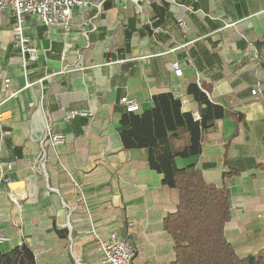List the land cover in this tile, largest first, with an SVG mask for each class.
Instances as JSON below:
<instances>
[{"label":"crops","instance_id":"0c3cea01","mask_svg":"<svg viewBox=\"0 0 264 264\" xmlns=\"http://www.w3.org/2000/svg\"><path fill=\"white\" fill-rule=\"evenodd\" d=\"M181 3L143 10L107 3L84 27L79 10L69 35L28 16L25 34L40 55L28 77L12 13L0 15V78L13 88L11 95L0 85L2 252L25 244L37 264H102L88 235L94 229L104 238L128 235L134 264H173L163 222L177 212L180 194L150 168L146 149L123 148L122 99L142 113L170 94L201 120L209 108L189 95L196 84L227 115L203 133L202 154L178 165L195 164L208 184L228 186L225 238L241 259L264 256V0ZM70 111L92 116L68 120ZM47 126L66 134L64 145L42 144ZM224 173L233 175L224 181Z\"/></svg>","mask_w":264,"mask_h":264},{"label":"trees","instance_id":"16d2710c","mask_svg":"<svg viewBox=\"0 0 264 264\" xmlns=\"http://www.w3.org/2000/svg\"><path fill=\"white\" fill-rule=\"evenodd\" d=\"M188 92L209 108L201 120L183 112L182 101L170 94L154 98L152 110L126 112L122 118V125L128 127L121 133L123 148L146 149L150 168L162 174L164 184L180 194L177 212L163 222L175 244L173 264H264L263 254L241 259L225 238L226 223L232 215L228 186L208 184L195 164L185 168L178 165V159L202 154L203 133L227 115L196 84H191ZM232 175L224 173V181ZM60 235L66 237L62 232ZM0 264L37 263L32 249L23 244L11 251L0 250Z\"/></svg>","mask_w":264,"mask_h":264},{"label":"built area","instance_id":"2783aa9c","mask_svg":"<svg viewBox=\"0 0 264 264\" xmlns=\"http://www.w3.org/2000/svg\"><path fill=\"white\" fill-rule=\"evenodd\" d=\"M157 1H166L174 6H182L181 2L184 0H0V15L8 12L12 13L14 46L19 50L20 56H22V69L25 76L28 77L30 65L36 64L40 58L38 49L25 34L26 18L28 16L50 29L61 27L65 34L69 35L76 24V12L79 10L83 12L80 23L84 27L87 22H92V19L89 18L92 12H95V15H100L107 3L120 5L124 8L132 5L138 10H143ZM179 24L185 26L182 20L179 21ZM248 47L251 48V45L249 44ZM173 67L177 75L182 74L178 63H174ZM0 85L13 95L11 79L0 78ZM258 94H260V91L256 88L252 95ZM122 103L128 113L141 112V107L135 100L126 97L122 99ZM79 116L91 118L92 114L85 111H70L66 114L68 120L76 119ZM4 119V114L0 113V122ZM43 135L42 144L44 146L49 144L53 149L64 145L66 142V134L54 130L51 126L46 127ZM8 168L13 170V163H9ZM69 175L74 182L73 174L69 173ZM66 208L67 205L62 208L63 213ZM69 228H71V225H69ZM88 235L94 238L98 246L102 264H134L136 251L128 235L114 232L108 238H104L94 229L88 231ZM6 240L5 236H0V245Z\"/></svg>","mask_w":264,"mask_h":264}]
</instances>
